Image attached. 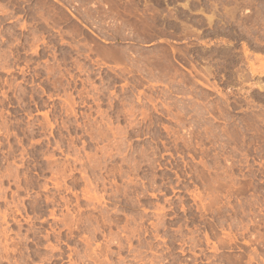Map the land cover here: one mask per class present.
<instances>
[{
	"label": "rangeland",
	"instance_id": "374dc122",
	"mask_svg": "<svg viewBox=\"0 0 264 264\" xmlns=\"http://www.w3.org/2000/svg\"><path fill=\"white\" fill-rule=\"evenodd\" d=\"M0 264H264V0H0Z\"/></svg>",
	"mask_w": 264,
	"mask_h": 264
}]
</instances>
